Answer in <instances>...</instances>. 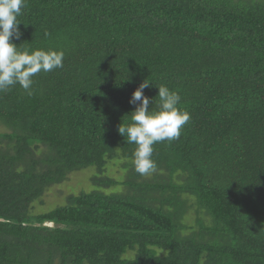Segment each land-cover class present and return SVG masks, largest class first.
Masks as SVG:
<instances>
[{"label":"trees","instance_id":"trees-1","mask_svg":"<svg viewBox=\"0 0 264 264\" xmlns=\"http://www.w3.org/2000/svg\"><path fill=\"white\" fill-rule=\"evenodd\" d=\"M19 20V48L65 56L0 92V264H264V0H27ZM146 79L152 108L164 85L190 113L149 180L118 132ZM84 171L90 192L36 213Z\"/></svg>","mask_w":264,"mask_h":264},{"label":"clouds","instance_id":"clouds-1","mask_svg":"<svg viewBox=\"0 0 264 264\" xmlns=\"http://www.w3.org/2000/svg\"><path fill=\"white\" fill-rule=\"evenodd\" d=\"M26 5L27 0H0V92L19 84L32 95L35 75L63 68V50L19 48L13 42L23 35L19 17ZM148 87L150 83L146 79L133 92L129 103L136 107L130 114L131 123L122 122L118 127L119 134L127 143L136 145L133 164L141 176L157 171L153 159L154 145L178 140L184 125L190 120V113L180 107L178 92L164 85L157 86L159 104L154 109L151 107L153 100L144 94Z\"/></svg>","mask_w":264,"mask_h":264},{"label":"rangeland","instance_id":"rangeland-1","mask_svg":"<svg viewBox=\"0 0 264 264\" xmlns=\"http://www.w3.org/2000/svg\"><path fill=\"white\" fill-rule=\"evenodd\" d=\"M7 133V129L0 125V134ZM108 175L111 179L116 180L117 182H121L124 176L123 167L117 163V161L112 162L108 165ZM94 171L87 172H78L73 173L69 176V178L60 185L52 186L49 190L44 194L41 202L43 204L37 203L36 213H40L42 211H51L55 209V207L65 205L68 201V198L71 195H78L83 192H90L93 187V175ZM154 177L153 174L149 175V179ZM121 187V186H120ZM97 190V189H96ZM113 190V192H119L123 195H132L133 192L125 189L124 187H117L114 189L108 188V191ZM197 208L194 206L193 202H190L189 207L186 212V216L188 218L185 219L186 225H195V217H196Z\"/></svg>","mask_w":264,"mask_h":264}]
</instances>
